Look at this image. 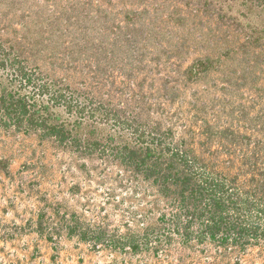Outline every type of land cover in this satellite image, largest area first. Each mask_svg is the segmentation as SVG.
Masks as SVG:
<instances>
[{
  "label": "rangeland",
  "instance_id": "374dc122",
  "mask_svg": "<svg viewBox=\"0 0 264 264\" xmlns=\"http://www.w3.org/2000/svg\"><path fill=\"white\" fill-rule=\"evenodd\" d=\"M23 96L70 135L21 123ZM142 130L205 171L199 207L218 219L221 196L237 228L186 240L164 165L145 180L103 153ZM248 197L264 206V0H0V264H264V216L229 201Z\"/></svg>",
  "mask_w": 264,
  "mask_h": 264
},
{
  "label": "trees",
  "instance_id": "16d2710c",
  "mask_svg": "<svg viewBox=\"0 0 264 264\" xmlns=\"http://www.w3.org/2000/svg\"><path fill=\"white\" fill-rule=\"evenodd\" d=\"M24 69H21L20 71V75L23 78L22 82L24 83L21 84V87L24 86L26 88H30L31 86H33L32 80L31 77H29L27 73L24 72ZM18 95L19 93H15L11 96V98H15ZM34 99V97L30 99L28 96H23L20 97L18 101L8 103V105H16L15 109H12L11 111L17 112L18 118L22 119H19L21 123H23L24 117L29 116V120L33 118L30 123L33 124L36 129L42 130V127L45 125L44 130L48 129V132L52 130H58L57 133H61V137L63 139H66V134H69V132L66 133L65 126H59L56 129L54 127L52 128L51 126H48L47 121H45L42 116L39 115L41 111L47 110L48 107L44 106L42 108V106H39L37 103H35ZM31 101L33 102L31 103ZM1 102L3 107L7 105L5 98H3ZM60 102L61 99H59L57 95L56 99L53 100V104H59ZM64 103H66L67 105L70 104V102L67 103L66 100H64ZM35 108H38V110H34ZM18 109H20V111ZM37 115L39 116L36 120ZM142 131L144 132H142L140 136L136 140H134V142H132L133 145H131V143L126 144L121 149L117 147L119 150L117 151L116 147H112L110 144H106L103 145V153H106L110 150L109 153H111V156L114 155L116 159H121L120 164L125 166L127 169L133 170L136 174L142 175L145 180L153 177V174L155 173L158 174V171L156 169H162V166L164 165L163 171H167V174L166 176H163V182H159V184L160 186H164L165 188L166 186H170L169 184H177V186H179L178 198L180 203L178 205L183 208V211H186L185 214L187 219L181 224L182 226L180 227V229H183L185 233L186 231L190 230V228L196 221H200L202 229L204 230H202L203 232L200 235H211L212 238L215 236L214 234H217L220 231V228L224 232L231 228H237V226H235L232 222H226L230 215L223 216V214L225 213V209L220 203L221 196L219 198L217 197L218 199L216 201H213V206L215 207V209L217 208L218 210L221 207L222 216L218 219L213 218L210 215H206V206L204 208L199 207L200 203L203 204L204 202H211L214 195H211L210 192H213L212 189H214V191L216 190V188H211L209 180L205 177V171H192L193 165L187 160L185 152L178 150L179 148H176L173 144H168V146H166L167 144L165 143L164 134L148 132L145 130ZM170 172L172 173L169 174ZM199 177L206 178L204 179V183L202 182V180H200L199 182ZM187 191H189V197H186L185 195ZM166 194H169V192H166ZM209 198L210 201L207 200ZM229 201L230 205H238V209H233L236 213L238 212L239 219H241V214H239L240 212L252 216L256 214L260 218L264 216V206L258 205L255 201V198L248 197L244 201L239 199V202L232 201V199H230ZM191 208L193 210H189ZM189 216L191 217L190 219ZM206 216L209 218V220H204ZM244 226L245 228H239L237 236L239 240H241L245 236L258 233V228L256 226H253L252 228L247 225ZM259 233L264 234V229ZM192 234V232H187L186 240H188V238H190ZM118 243L121 244L120 242ZM131 246L134 249L138 247V245L137 247L134 245Z\"/></svg>",
  "mask_w": 264,
  "mask_h": 264
}]
</instances>
